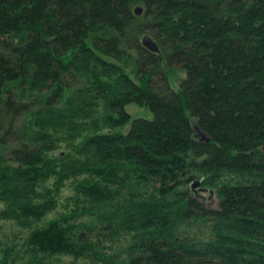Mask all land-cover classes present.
I'll list each match as a JSON object with an SVG mask.
<instances>
[{"label": "trees", "instance_id": "1", "mask_svg": "<svg viewBox=\"0 0 264 264\" xmlns=\"http://www.w3.org/2000/svg\"><path fill=\"white\" fill-rule=\"evenodd\" d=\"M0 221L4 264H264V0H0Z\"/></svg>", "mask_w": 264, "mask_h": 264}, {"label": "rangeland", "instance_id": "2", "mask_svg": "<svg viewBox=\"0 0 264 264\" xmlns=\"http://www.w3.org/2000/svg\"><path fill=\"white\" fill-rule=\"evenodd\" d=\"M140 43H141V39H140ZM183 77H184V74L181 71L177 69L173 71L171 75L168 76V80H169L171 88L177 89L179 80ZM125 111L130 115V120L124 128L117 129L115 132H121V133L128 132L132 121L135 119L143 118V119L151 120L153 118V115L150 109L146 106L128 105L125 108ZM99 114L100 113L97 114V117L99 116ZM100 117H102L101 114H100ZM87 121L89 120H86V122ZM80 140H81L80 138H77L74 142H70L69 144L70 145L77 144ZM63 145H65V143ZM64 151L65 149L61 148L59 150V153L61 155H64ZM68 185H69L68 183H65V187L61 190L60 194L58 195L57 207L51 214L47 216V219H54L60 214H66L72 209V207H74L73 202L67 201V199L72 196V191L70 190ZM190 191L197 197L198 201H200L205 206V208L207 209H217L218 208L219 199L216 197L214 193H209V191L206 189L202 190V187L200 186H197L193 190H190ZM87 219L88 217L83 216L82 218L78 220V222L83 221L84 223V221H88ZM188 230H189L190 235L201 237L202 235H204L203 233L207 232L208 229L206 228L204 224L200 223V224H194L192 227L188 228ZM17 231H18V228L14 226L12 223L0 221V248L5 249L6 247L12 246V244L17 241V237H16ZM104 245L108 246V244H104ZM2 258L3 257L0 254V264H4ZM71 263H72V258L66 257V256L55 257L54 259H51L49 261V264H71ZM10 264H32V263L28 257H22L14 262L10 261ZM75 264H90V263L87 262L86 260H83V261L80 260L76 262Z\"/></svg>", "mask_w": 264, "mask_h": 264}, {"label": "water", "instance_id": "3", "mask_svg": "<svg viewBox=\"0 0 264 264\" xmlns=\"http://www.w3.org/2000/svg\"><path fill=\"white\" fill-rule=\"evenodd\" d=\"M143 8L141 6H136L133 10L134 15H141ZM141 45L143 48L151 53L157 54L159 52V46L157 42L150 35H143L141 38ZM195 137L201 142H209L210 138L198 128H195ZM200 185L199 180H192L190 183V189L193 190L195 187Z\"/></svg>", "mask_w": 264, "mask_h": 264}]
</instances>
